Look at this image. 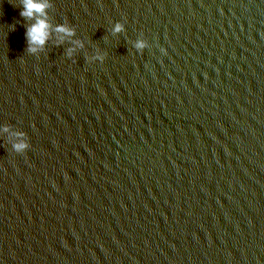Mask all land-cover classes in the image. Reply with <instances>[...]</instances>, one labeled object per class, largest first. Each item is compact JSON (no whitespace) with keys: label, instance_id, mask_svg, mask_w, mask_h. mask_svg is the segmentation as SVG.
<instances>
[{"label":"water","instance_id":"water-1","mask_svg":"<svg viewBox=\"0 0 264 264\" xmlns=\"http://www.w3.org/2000/svg\"><path fill=\"white\" fill-rule=\"evenodd\" d=\"M46 2L29 53L0 0V264H264V0Z\"/></svg>","mask_w":264,"mask_h":264},{"label":"clouds","instance_id":"clouds-1","mask_svg":"<svg viewBox=\"0 0 264 264\" xmlns=\"http://www.w3.org/2000/svg\"><path fill=\"white\" fill-rule=\"evenodd\" d=\"M22 8L20 15L34 22L27 27L26 39L28 43V52L36 53L44 48L48 40L51 38L52 25L47 19V9L51 6L46 0H21ZM124 29V25L117 23L114 31L120 32ZM55 31L63 33L67 36L75 35V30L66 25H57ZM81 46H83L81 44ZM136 47L143 51L148 47V42L141 40L137 42ZM72 49L69 50V56L72 55ZM103 61V57L100 58ZM4 131L8 132V126L4 127ZM16 136L21 139L13 144V148L17 153H24L30 148V143L24 139L26 133L21 131L17 132Z\"/></svg>","mask_w":264,"mask_h":264}]
</instances>
